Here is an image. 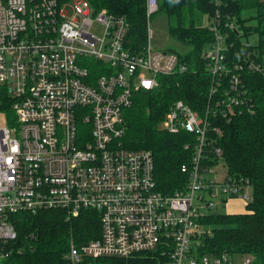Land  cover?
<instances>
[{
    "label": "built area",
    "instance_id": "1",
    "mask_svg": "<svg viewBox=\"0 0 264 264\" xmlns=\"http://www.w3.org/2000/svg\"><path fill=\"white\" fill-rule=\"evenodd\" d=\"M145 4L148 18L158 1ZM214 21L209 29L215 42L204 54L213 75L209 98L223 77L228 89L204 116L182 99L170 104L160 126L190 134L184 148L192 146L193 154L189 166H181L188 174L184 187L164 193L157 188L152 152L122 145L123 111L137 91L156 88L160 75L186 69L178 55L147 44L132 50L128 22L95 11L87 0H0V264L17 237L16 213L48 209L69 216L99 211L100 235L81 244L71 239L64 264L159 248L167 264H253L250 256L235 263L232 255L197 252L199 237L210 233L198 220L210 213L213 200H248L244 187L251 186L228 174L223 182L214 177L221 151L208 136V115L230 120L248 100L241 72L264 73V58L258 60L254 50L242 49L236 62L227 59ZM96 24L102 34L92 30ZM228 26L241 33L233 22ZM4 98L11 100L10 112L1 109Z\"/></svg>",
    "mask_w": 264,
    "mask_h": 264
},
{
    "label": "trees",
    "instance_id": "2",
    "mask_svg": "<svg viewBox=\"0 0 264 264\" xmlns=\"http://www.w3.org/2000/svg\"><path fill=\"white\" fill-rule=\"evenodd\" d=\"M87 1L95 11L105 9L128 22L126 41L132 50H141L147 44V23L151 16L146 17V0ZM157 1L156 12L166 16L169 35L177 44L168 50L178 55L186 69L160 75L156 88L139 90L133 95L132 105L123 111L121 143L128 149L150 150L157 188L172 193L187 182L188 174L181 171V166H189L193 147L185 149L184 145L192 136L185 131L168 133L160 124L173 101L182 99L204 116L208 106L215 107L228 89V77H223L221 86L209 98L213 75L204 54L215 42V35L209 29L215 19L219 21L218 32L225 37L224 46L229 50L227 59L236 62L245 48L254 50L258 60L264 58V4L259 0ZM245 10L254 13L244 17ZM230 22L241 33L230 28ZM251 34L257 36L255 44L247 39ZM242 35L246 41L241 39ZM240 76L247 102L230 120L221 114H209L208 136L220 148L227 174L247 180L253 198L242 212L203 215L198 221L210 233L199 237L197 252L211 256L245 255L252 258L253 264H264V73L244 68ZM4 99L1 109L10 112L11 100ZM212 128H218L219 132ZM217 161L216 158L210 163ZM13 222L17 237L7 244L10 253L4 264H64L71 239L81 244L100 235L99 211L93 209H82L76 216H69L62 209L40 210L35 214L19 212ZM86 263L167 264V255L159 248L127 258H89Z\"/></svg>",
    "mask_w": 264,
    "mask_h": 264
},
{
    "label": "rangeland",
    "instance_id": "3",
    "mask_svg": "<svg viewBox=\"0 0 264 264\" xmlns=\"http://www.w3.org/2000/svg\"><path fill=\"white\" fill-rule=\"evenodd\" d=\"M253 10H245L242 12V16L247 17L253 14ZM206 22V21H205ZM92 30L98 34L103 33V27L99 24L94 25ZM243 41H246L245 36H241ZM248 41L250 44H255L257 41L256 35H249ZM147 45L151 47L152 50H168L170 47H177L176 42L170 37L168 32V22L166 16L161 12H155L151 15L149 22L147 23ZM208 47H206L207 49ZM214 177L218 182H223L224 178L227 175L226 167L223 161H219L216 165H214ZM220 190V188H218ZM249 193V199H241V198H231L226 202H216L218 199H214V204L211 207V213H226V212H242L245 208V205L250 202L253 198V189L251 186L244 187V192ZM207 197V194H204ZM233 261L239 262L241 256L235 255L232 257Z\"/></svg>",
    "mask_w": 264,
    "mask_h": 264
},
{
    "label": "crops",
    "instance_id": "4",
    "mask_svg": "<svg viewBox=\"0 0 264 264\" xmlns=\"http://www.w3.org/2000/svg\"><path fill=\"white\" fill-rule=\"evenodd\" d=\"M229 212H231V211H229Z\"/></svg>",
    "mask_w": 264,
    "mask_h": 264
}]
</instances>
